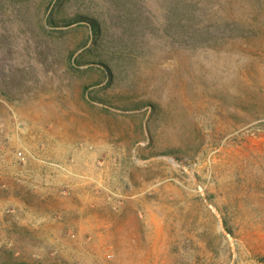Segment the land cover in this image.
<instances>
[{"label":"rangeland","instance_id":"rangeland-1","mask_svg":"<svg viewBox=\"0 0 264 264\" xmlns=\"http://www.w3.org/2000/svg\"><path fill=\"white\" fill-rule=\"evenodd\" d=\"M10 254L264 264V0H0Z\"/></svg>","mask_w":264,"mask_h":264},{"label":"trees","instance_id":"trees-1","mask_svg":"<svg viewBox=\"0 0 264 264\" xmlns=\"http://www.w3.org/2000/svg\"><path fill=\"white\" fill-rule=\"evenodd\" d=\"M85 20L91 25L95 33L99 32L100 25L97 20L93 18H88V17H86ZM8 264H30V263L22 258H17V257H14L13 254H10L8 257Z\"/></svg>","mask_w":264,"mask_h":264}]
</instances>
